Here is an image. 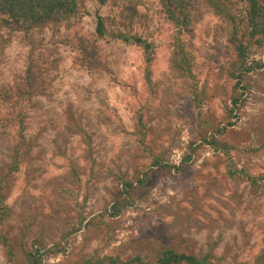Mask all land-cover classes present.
Returning <instances> with one entry per match:
<instances>
[{
	"label": "rangeland",
	"instance_id": "rangeland-1",
	"mask_svg": "<svg viewBox=\"0 0 264 264\" xmlns=\"http://www.w3.org/2000/svg\"><path fill=\"white\" fill-rule=\"evenodd\" d=\"M256 3L255 18L248 0H73L57 23L0 12V264L168 248L264 264ZM29 61L42 77L23 99Z\"/></svg>",
	"mask_w": 264,
	"mask_h": 264
},
{
	"label": "trees",
	"instance_id": "trees-1",
	"mask_svg": "<svg viewBox=\"0 0 264 264\" xmlns=\"http://www.w3.org/2000/svg\"><path fill=\"white\" fill-rule=\"evenodd\" d=\"M250 3L251 13L253 18L257 16L256 12V0H248ZM70 3H73V0H0V12H2L6 18H10L12 23H17L20 19H28L33 23L37 21H42L51 14L54 15L52 21L55 23L58 22V14H62L63 17L68 16L73 11V5L69 6ZM42 23V22H41ZM96 33L97 35L103 34V23L102 19L99 16H96ZM139 41V40H137ZM145 47H148L145 45ZM243 52L242 47L239 49L237 54L239 55V65L243 61ZM146 52L145 54H148ZM149 60V59H148ZM238 61V60H237ZM99 62L93 57L91 62H88V68H95ZM34 65V64H33ZM29 61L28 65L25 68V76L23 81L22 91L20 92V98H25L28 96V93L33 89L35 82L42 77V72L33 67ZM238 80L240 82L239 74L241 73L240 69L236 71ZM214 143L213 140L210 142ZM130 186V185H129ZM137 264H215L210 260L208 256H203L197 258L196 256L184 252H179L174 248H168L163 250L157 260L154 263L142 262L139 258H136ZM112 262V261H111ZM112 264V263H111Z\"/></svg>",
	"mask_w": 264,
	"mask_h": 264
}]
</instances>
